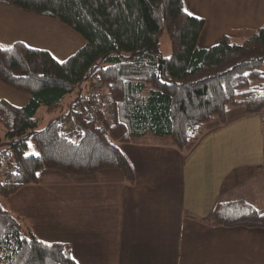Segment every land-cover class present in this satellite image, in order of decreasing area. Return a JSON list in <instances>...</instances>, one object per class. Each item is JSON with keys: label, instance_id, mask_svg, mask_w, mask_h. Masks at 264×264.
Listing matches in <instances>:
<instances>
[{"label": "trees", "instance_id": "trees-1", "mask_svg": "<svg viewBox=\"0 0 264 264\" xmlns=\"http://www.w3.org/2000/svg\"><path fill=\"white\" fill-rule=\"evenodd\" d=\"M21 11L59 19L84 43L63 60L47 49L16 40L0 44V81L28 94L23 105L0 97V264H78L67 242L45 241L22 226L5 206L41 169L89 175L120 170L134 182L119 144L150 134L167 136L187 150L213 121L226 122L228 107L261 112L264 126V24L250 36L224 35L201 48L204 19L183 0H0ZM165 30L170 54L160 51ZM95 81L105 97L79 92ZM107 91V93H106ZM40 107L55 115L40 127ZM112 113V116H110ZM70 122L71 127L65 125ZM37 153H26L29 144ZM264 159V151H263ZM3 164V166H2ZM210 220L224 227L264 228V212L244 200L219 202Z\"/></svg>", "mask_w": 264, "mask_h": 264}, {"label": "crops", "instance_id": "crops-1", "mask_svg": "<svg viewBox=\"0 0 264 264\" xmlns=\"http://www.w3.org/2000/svg\"><path fill=\"white\" fill-rule=\"evenodd\" d=\"M183 6L205 21L201 48L224 35L243 39L264 24V0ZM226 112L225 123L208 124L185 151L167 136L120 143L133 183L118 169L89 175L41 169L5 206L36 237L69 243L78 264H264V228L210 220L219 202L244 200L264 212L263 114L240 106Z\"/></svg>", "mask_w": 264, "mask_h": 264}, {"label": "rangeland", "instance_id": "rangeland-1", "mask_svg": "<svg viewBox=\"0 0 264 264\" xmlns=\"http://www.w3.org/2000/svg\"><path fill=\"white\" fill-rule=\"evenodd\" d=\"M15 39L24 41L28 46L47 49L58 60L65 59L84 43V39L79 33L57 18L38 15L28 11L23 12L12 7L0 9V44L2 46H9ZM160 51L163 56L170 54L169 40L165 30L160 35ZM259 69L264 74V64ZM90 84L91 81L84 82L80 88L75 89L67 95L63 102V109H66L70 105L79 92L82 94L88 93V86ZM0 97L8 99L15 105H23L28 100L26 92L4 84L1 81ZM37 115L40 117L39 126L43 127L55 113L47 111L44 107H40ZM26 153H37V150L30 143ZM3 171L0 170V180L3 177Z\"/></svg>", "mask_w": 264, "mask_h": 264}, {"label": "built area", "instance_id": "built-area-1", "mask_svg": "<svg viewBox=\"0 0 264 264\" xmlns=\"http://www.w3.org/2000/svg\"><path fill=\"white\" fill-rule=\"evenodd\" d=\"M88 93L93 94L94 98L99 101L105 97L104 87L99 84L98 82L92 81L91 84L88 86ZM110 116H112V113H110ZM65 127L70 128L71 124L68 122ZM14 171V167L11 164H6L4 166V172H12Z\"/></svg>", "mask_w": 264, "mask_h": 264}, {"label": "bare ground", "instance_id": "bare-ground-1", "mask_svg": "<svg viewBox=\"0 0 264 264\" xmlns=\"http://www.w3.org/2000/svg\"><path fill=\"white\" fill-rule=\"evenodd\" d=\"M12 164V163H11ZM15 168V167H14Z\"/></svg>", "mask_w": 264, "mask_h": 264}]
</instances>
